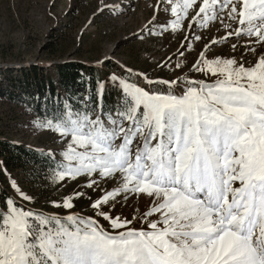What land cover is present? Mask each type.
Here are the masks:
<instances>
[{"label":"snow or ice","instance_id":"6c2138e0","mask_svg":"<svg viewBox=\"0 0 264 264\" xmlns=\"http://www.w3.org/2000/svg\"><path fill=\"white\" fill-rule=\"evenodd\" d=\"M163 3L174 19L157 35L184 31L185 21L205 31L219 24L227 35L211 43L247 38L244 47L254 55L264 47V0ZM157 14L154 8L150 24ZM200 55L194 70L215 80H146L182 84L180 95L121 81V102L104 118L66 106L61 119L44 122L71 141L60 182L86 177L92 188L97 176L117 181L92 204L114 231L91 217L44 216L8 199L0 212V264H264V54L251 66ZM140 194L153 203L139 220L147 228L130 227L136 217L103 211ZM56 206L74 204L69 197Z\"/></svg>","mask_w":264,"mask_h":264},{"label":"rangeland","instance_id":"374dc122","mask_svg":"<svg viewBox=\"0 0 264 264\" xmlns=\"http://www.w3.org/2000/svg\"><path fill=\"white\" fill-rule=\"evenodd\" d=\"M167 7L163 0H0V70L48 66L62 61H80L99 66L110 61L116 66L111 71L113 76L128 72L132 80L129 79L130 84L149 91H173L180 95L182 84H149L146 80L191 79L211 82L216 77H206L193 67L202 58V52L209 60L235 57L237 60L242 59L246 66L255 64L256 57L264 54V47H257L255 55L246 51L244 45L247 38L238 40L229 37L218 45L211 43L227 35L219 24L205 31L198 27L189 28L185 21L184 31L174 33L169 30L157 35L162 25L174 19L169 11L164 10ZM154 8L158 14L155 23L150 24L154 18ZM196 34L202 36L200 41L191 39ZM186 36L189 37L187 41ZM233 44L237 45L235 50ZM177 64L182 67L176 68ZM43 124L26 108L0 99V139L35 145L51 152H65L70 139L48 130ZM136 144L142 146V141L137 140ZM3 175L11 199L16 200L23 209L55 217H91L105 230L114 231L109 221L97 215L92 204L105 191L118 187L117 181L102 180L97 176L98 186L88 188L86 177L60 182L56 176L55 189L43 184L45 191L42 193L49 199L47 207H42L43 203L38 199L41 191L36 189L33 192L22 172L5 171ZM13 181L24 194L32 198L31 201L22 199ZM235 186L239 187V183ZM76 193H83V196L77 197ZM69 197L72 198L73 208L56 206ZM152 206V199L143 194L129 195L127 200L118 199L114 207L104 206L103 211L113 217L129 220L136 217L130 227L139 229L147 228V224L142 225L139 220Z\"/></svg>","mask_w":264,"mask_h":264},{"label":"trees","instance_id":"16d2710c","mask_svg":"<svg viewBox=\"0 0 264 264\" xmlns=\"http://www.w3.org/2000/svg\"><path fill=\"white\" fill-rule=\"evenodd\" d=\"M114 67L115 64L110 61L99 66L80 61H62L48 66L5 68L0 70V99L26 108L42 122L61 119L68 109L77 113L87 112L93 119L96 116L104 118L121 102V81L130 83L131 80L128 72L113 76L111 71ZM63 153L0 139V212L8 210L6 201L11 199L5 186V171L22 172L32 186L31 190L41 191L38 199L43 203L42 207H47L49 198L42 193L45 191L43 184L55 189L57 172L66 163ZM34 213L51 216L43 212Z\"/></svg>","mask_w":264,"mask_h":264}]
</instances>
